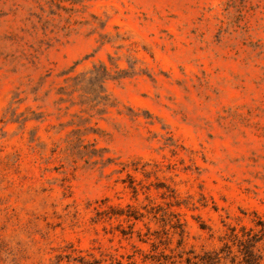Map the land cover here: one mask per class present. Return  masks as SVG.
Returning a JSON list of instances; mask_svg holds the SVG:
<instances>
[{
    "label": "rangeland",
    "instance_id": "obj_1",
    "mask_svg": "<svg viewBox=\"0 0 264 264\" xmlns=\"http://www.w3.org/2000/svg\"><path fill=\"white\" fill-rule=\"evenodd\" d=\"M259 221L264 0H0V264H203Z\"/></svg>",
    "mask_w": 264,
    "mask_h": 264
},
{
    "label": "trees",
    "instance_id": "obj_2",
    "mask_svg": "<svg viewBox=\"0 0 264 264\" xmlns=\"http://www.w3.org/2000/svg\"><path fill=\"white\" fill-rule=\"evenodd\" d=\"M258 229L255 230L250 228L246 230V227H242L241 237L235 231V228H232V232L229 236L231 239L232 245L225 243L221 251L225 258H229L231 264H261L263 255L258 253L255 249L258 243L264 241V222L259 221ZM237 246L236 252L233 251L232 246ZM221 251L213 250L206 251L205 254L200 257V262L203 264H212L221 257Z\"/></svg>",
    "mask_w": 264,
    "mask_h": 264
}]
</instances>
